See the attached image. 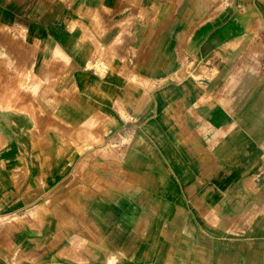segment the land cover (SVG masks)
Returning <instances> with one entry per match:
<instances>
[{"label": "crops", "instance_id": "0c3cea01", "mask_svg": "<svg viewBox=\"0 0 264 264\" xmlns=\"http://www.w3.org/2000/svg\"><path fill=\"white\" fill-rule=\"evenodd\" d=\"M0 264H264V0H0Z\"/></svg>", "mask_w": 264, "mask_h": 264}]
</instances>
